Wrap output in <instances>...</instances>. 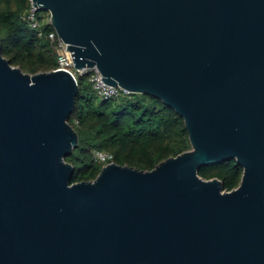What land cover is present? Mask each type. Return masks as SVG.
I'll return each instance as SVG.
<instances>
[{
  "label": "water",
  "instance_id": "obj_1",
  "mask_svg": "<svg viewBox=\"0 0 264 264\" xmlns=\"http://www.w3.org/2000/svg\"><path fill=\"white\" fill-rule=\"evenodd\" d=\"M32 1L77 69L163 100L192 147L71 182L78 82L0 39V264H264V0ZM228 158L236 187L198 173Z\"/></svg>",
  "mask_w": 264,
  "mask_h": 264
},
{
  "label": "trees",
  "instance_id": "obj_2",
  "mask_svg": "<svg viewBox=\"0 0 264 264\" xmlns=\"http://www.w3.org/2000/svg\"><path fill=\"white\" fill-rule=\"evenodd\" d=\"M30 0H0V39L2 53L25 72L46 71L56 66L55 40L48 38L52 24L44 20L42 35L23 19ZM79 90L69 122L78 133V142L65 159L74 166L71 182L94 179L105 163L93 158V149L113 154L112 161L140 169H152L158 162L190 149L184 118L160 98L143 92H130L116 99H100L87 74L78 77ZM204 178L218 177L223 188L236 187L242 166L235 158L199 167Z\"/></svg>",
  "mask_w": 264,
  "mask_h": 264
},
{
  "label": "built area",
  "instance_id": "obj_3",
  "mask_svg": "<svg viewBox=\"0 0 264 264\" xmlns=\"http://www.w3.org/2000/svg\"><path fill=\"white\" fill-rule=\"evenodd\" d=\"M43 9H40L38 5L33 4V1L30 0V5L28 9L23 13L22 17L25 19L29 26L37 30L39 35L43 34L41 29V25L45 19L49 22L50 12L48 11L46 18L44 20L40 19V15L42 14ZM51 23V22H50ZM48 38L50 40H55V52H56V66L52 69L54 70H65L68 71L74 79L78 82V77L81 74H87L88 79L91 82L95 94L103 100L116 99L121 95H129L130 91L121 87L120 85L109 84L105 82L101 77L103 74L99 70V68L95 66L85 67L82 69H77L74 66L73 58L70 50L68 49V43L64 40L60 39V36L57 34L55 28L48 32ZM93 158L99 163L111 162L113 159V154L107 150L94 148L93 149Z\"/></svg>",
  "mask_w": 264,
  "mask_h": 264
},
{
  "label": "rangeland",
  "instance_id": "obj_4",
  "mask_svg": "<svg viewBox=\"0 0 264 264\" xmlns=\"http://www.w3.org/2000/svg\"><path fill=\"white\" fill-rule=\"evenodd\" d=\"M42 13H44V12H42ZM47 15V14H46ZM43 17H44V15H43Z\"/></svg>",
  "mask_w": 264,
  "mask_h": 264
}]
</instances>
